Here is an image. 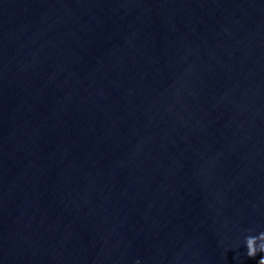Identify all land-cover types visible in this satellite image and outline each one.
Wrapping results in <instances>:
<instances>
[{
  "label": "water",
  "instance_id": "95a60500",
  "mask_svg": "<svg viewBox=\"0 0 264 264\" xmlns=\"http://www.w3.org/2000/svg\"><path fill=\"white\" fill-rule=\"evenodd\" d=\"M264 0H0V264H258Z\"/></svg>",
  "mask_w": 264,
  "mask_h": 264
},
{
  "label": "clouds",
  "instance_id": "9594fccd",
  "mask_svg": "<svg viewBox=\"0 0 264 264\" xmlns=\"http://www.w3.org/2000/svg\"><path fill=\"white\" fill-rule=\"evenodd\" d=\"M246 255L249 258H255L258 253H264V232L258 235H249L245 237ZM258 264H264V256L258 261Z\"/></svg>",
  "mask_w": 264,
  "mask_h": 264
}]
</instances>
